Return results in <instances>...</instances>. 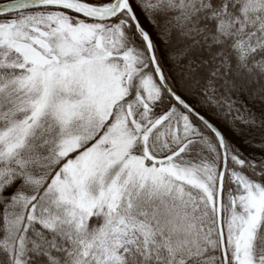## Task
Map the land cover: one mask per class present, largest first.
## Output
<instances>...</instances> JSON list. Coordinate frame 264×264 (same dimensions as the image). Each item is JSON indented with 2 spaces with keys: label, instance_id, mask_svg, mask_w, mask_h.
I'll return each mask as SVG.
<instances>
[{
  "label": "snow or ice",
  "instance_id": "snow-or-ice-1",
  "mask_svg": "<svg viewBox=\"0 0 264 264\" xmlns=\"http://www.w3.org/2000/svg\"><path fill=\"white\" fill-rule=\"evenodd\" d=\"M0 264H264V0L0 3Z\"/></svg>",
  "mask_w": 264,
  "mask_h": 264
},
{
  "label": "trees",
  "instance_id": "trees-1",
  "mask_svg": "<svg viewBox=\"0 0 264 264\" xmlns=\"http://www.w3.org/2000/svg\"><path fill=\"white\" fill-rule=\"evenodd\" d=\"M1 2H5V0H0V3H1Z\"/></svg>",
  "mask_w": 264,
  "mask_h": 264
},
{
  "label": "water",
  "instance_id": "water-1",
  "mask_svg": "<svg viewBox=\"0 0 264 264\" xmlns=\"http://www.w3.org/2000/svg\"><path fill=\"white\" fill-rule=\"evenodd\" d=\"M2 3V2H1Z\"/></svg>",
  "mask_w": 264,
  "mask_h": 264
}]
</instances>
